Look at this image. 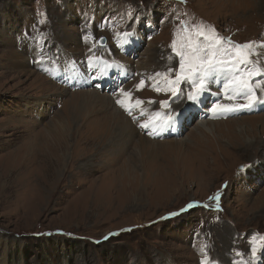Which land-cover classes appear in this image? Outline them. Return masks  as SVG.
Segmentation results:
<instances>
[{"label": "rangeland", "instance_id": "rangeland-1", "mask_svg": "<svg viewBox=\"0 0 264 264\" xmlns=\"http://www.w3.org/2000/svg\"><path fill=\"white\" fill-rule=\"evenodd\" d=\"M262 2L0 0V129L10 116L37 121L0 130V163L32 132L63 129L66 171L55 188L36 181L48 171L36 163L30 189L18 182L0 194V264H264V104L214 114L213 103L244 102L227 100L222 80L200 102L187 99L188 83L178 96L156 90L160 81L164 88L156 74L172 68L174 77L179 67L170 46L181 21L260 44ZM125 32L133 35L118 37ZM89 53L108 65L102 76L70 71L65 81L50 71L64 76L53 68L59 61L86 69ZM117 98L133 105L131 114ZM143 105L162 110L153 134L140 126ZM170 112L181 114L174 126L165 123ZM217 192L218 201L209 199Z\"/></svg>", "mask_w": 264, "mask_h": 264}, {"label": "snow or ice", "instance_id": "snow-or-ice-1", "mask_svg": "<svg viewBox=\"0 0 264 264\" xmlns=\"http://www.w3.org/2000/svg\"><path fill=\"white\" fill-rule=\"evenodd\" d=\"M131 16V13L129 14ZM118 37L127 38L133 33H118ZM175 38L171 43L172 52L179 57V67L174 77L169 73L173 72L169 68L166 73H157V76L163 75L164 88L159 84L156 90L171 92L172 96H178L181 93V84L188 83L191 91L187 93V99L192 102H200L201 97L208 91L214 81L223 82L225 98L230 101L242 99L243 103H213L211 111L214 114H231L240 111H251L258 104H264V98L257 95V89L264 91V61L258 59L264 53L257 49H264V43L257 44L255 41L237 43L230 37L220 36L214 27L205 25L202 22L190 24L189 21H181V28L174 34ZM103 37L100 41L103 42ZM256 57L257 59H254ZM91 61V57L89 58ZM144 85L141 80L137 88ZM122 95L131 98V93L123 92ZM126 111L131 114V103L125 104L124 99L116 101ZM135 106L143 104V101L136 99ZM167 105V101L161 102ZM165 123L168 126H174L180 120V113H168ZM142 128H148L149 123L140 125ZM151 134V132L149 133ZM220 193L217 192L214 197L209 199L219 200ZM193 207V204L187 205V208ZM186 209H181L183 212ZM179 213H170L169 215H178ZM109 235H114L110 233ZM108 237H105L107 239ZM251 253L255 259L258 247L256 242L252 241ZM264 249V245L260 246ZM203 264V262H202Z\"/></svg>", "mask_w": 264, "mask_h": 264}, {"label": "bare ground", "instance_id": "bare-ground-1", "mask_svg": "<svg viewBox=\"0 0 264 264\" xmlns=\"http://www.w3.org/2000/svg\"><path fill=\"white\" fill-rule=\"evenodd\" d=\"M256 1L257 0H255V2ZM261 4H264V3L262 2ZM96 55L97 54H95V56ZM92 56H93V53H91V54L89 53V57H92ZM95 56L92 57V59L90 61V65L86 69L79 70V69H81V67H79L76 64V62H74V61H72V63H71L73 68H67L65 66V64L60 65L59 66L60 68H59L57 66V64H60V61H59L58 63L56 62V65L53 68L61 70L60 72L64 73V76L59 75L53 69H50V71L54 72L58 78H61V79L66 78L65 81H73L72 76L70 74V71L74 72L75 74L77 73V76L81 79L86 78V75L88 76L89 74H91L95 77L102 76L103 70L108 68V65H105L104 62L100 60L99 56H97V57H95ZM86 71H87V73H86ZM151 75H152V73H151ZM75 81H77V80H75ZM162 81H164V79ZM160 83L163 85V82L160 81ZM59 85H62V84L60 83ZM216 85H217V83L214 86H216ZM210 87H211V89L213 88L212 84L210 85ZM263 93H264V91H263ZM29 99H31V97L28 98V101H29ZM117 100H118V98L115 101H117ZM31 102L35 103L33 105L36 106V104H38V103H40V105H41L42 101H41V99L35 98ZM31 102H30V104H31ZM28 104H29V102H28ZM30 104L28 105L29 108H33V106H31ZM163 106L164 105L160 102L159 108H161L163 110ZM43 108L44 107L41 106V109H43ZM172 108L173 107H171V109ZM162 110L157 111L152 115L150 109L148 107H146L145 105L139 107V109H138V111L140 113L147 114V123H149L150 132H152L151 134H153L155 131L156 132L158 131V127H159L160 123H159V120L155 116L157 115V113H162ZM208 111L209 110H207L206 112H208ZM208 116L209 115H204L201 117L202 119L200 120V122H202V126L205 128V130L211 129L210 126L205 125V123H204L205 122L204 119L205 118L208 119ZM5 120H7V121L4 122L5 123V127H3L4 129H8L11 126L15 127V125H14L15 123H17L18 127H19L18 124H21V126L25 125L26 128H28L29 126L31 128H34L35 127L34 125L37 124L36 119H30V118L25 119L24 116H20L19 118H17V116H16V118H13L12 116H10L9 118H7ZM3 121H4V118H3ZM179 122H180V120H179ZM16 127H15V129H16ZM4 129H0V130H3L5 132ZM52 131H54L55 134L51 133ZM15 132H16V130L13 131V133L10 135L11 136L15 135ZM64 133L65 132L63 131V129L51 130V131H48L47 129H41L38 132H32L31 136L26 139V142H24L23 146L16 148L14 150H11L8 153V157H9L10 161L0 163V174H1V176H0V194L8 192L9 188L11 189L13 184L18 183V182H21V183L24 182V186H22L23 190L30 189L31 185L29 186L28 182L32 176L34 177V171H35L34 164H36V163H37V165L45 166V172L47 170L49 171V172L47 171L46 173H43V172L40 173V174H44V175L41 176L40 179H38V177H37L36 181L41 182V183L42 182L50 183L51 181H53V184L51 186H53V187L56 186L55 188H58V183L62 181V178H64L63 176L66 173V171L63 168L64 157H65L64 153L65 152L60 153V150L64 149V146H65L64 145L65 144L64 143L65 142ZM178 133H180L179 130L176 134H178ZM5 135H6V133H5ZM45 137H46V140L44 141L43 139H45ZM10 143H12V142H10ZM51 143H52V145L55 144L56 148L52 147ZM109 147H112V146H109ZM50 149L55 150L54 153H51ZM61 151H63V150H61ZM19 152H20V155L18 156ZM5 155H6V153H5ZM4 158H6V157H4ZM30 168H31V171H30ZM36 174L38 175L39 173L37 172ZM14 175L15 176L17 175L15 177V179H13ZM5 179H8V180H5ZM54 181L57 182L56 185L54 184ZM199 260L201 262H205V257L201 258Z\"/></svg>", "mask_w": 264, "mask_h": 264}, {"label": "water", "instance_id": "water-1", "mask_svg": "<svg viewBox=\"0 0 264 264\" xmlns=\"http://www.w3.org/2000/svg\"><path fill=\"white\" fill-rule=\"evenodd\" d=\"M105 39V38H104ZM103 42H104V40H103Z\"/></svg>", "mask_w": 264, "mask_h": 264}]
</instances>
